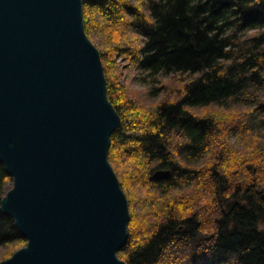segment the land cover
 <instances>
[{"label":"trees","instance_id":"trees-1","mask_svg":"<svg viewBox=\"0 0 264 264\" xmlns=\"http://www.w3.org/2000/svg\"><path fill=\"white\" fill-rule=\"evenodd\" d=\"M82 4L120 118L108 151L130 213L118 258L264 264V0ZM126 69L166 78L153 109L123 83ZM11 182L0 165V200ZM24 245L0 212V249Z\"/></svg>","mask_w":264,"mask_h":264},{"label":"water","instance_id":"water-1","mask_svg":"<svg viewBox=\"0 0 264 264\" xmlns=\"http://www.w3.org/2000/svg\"><path fill=\"white\" fill-rule=\"evenodd\" d=\"M119 125L82 0H0V212L26 241L0 264H126L129 206L108 161Z\"/></svg>","mask_w":264,"mask_h":264},{"label":"rangeland","instance_id":"rangeland-1","mask_svg":"<svg viewBox=\"0 0 264 264\" xmlns=\"http://www.w3.org/2000/svg\"><path fill=\"white\" fill-rule=\"evenodd\" d=\"M130 1L134 5H136L138 3V0H130ZM252 33H254V32H252V31L247 32L248 35H250ZM88 39L92 42V44L94 46L99 44V38L96 36H94L93 39H90L88 37ZM118 63L122 64V61L118 60ZM165 79L166 78H164L161 74L157 75L155 77H148V76H146L140 72H135L132 69H126L122 73L123 83L128 86L130 92L134 95V97L136 99H138L147 109H150V110L153 109L155 104L158 102V99L160 98L161 94L159 91H157V89L160 87L161 84H163V82H165ZM246 109H248V107L242 106L240 108V110H246ZM259 135L262 136L263 132ZM235 141H236L235 137L232 136L230 138V143L236 145L237 148H240L237 144L238 142H235ZM112 169L115 172L114 167H112ZM115 174L118 177L116 172H115ZM123 192L125 195L127 194V192H125L124 190H123ZM18 250H16V251H18ZM16 251H13L12 254H14ZM9 257H10V255H8V249H0V262L9 258Z\"/></svg>","mask_w":264,"mask_h":264},{"label":"bare ground","instance_id":"bare-ground-1","mask_svg":"<svg viewBox=\"0 0 264 264\" xmlns=\"http://www.w3.org/2000/svg\"><path fill=\"white\" fill-rule=\"evenodd\" d=\"M117 178H118V177H117ZM118 180H119V179H118ZM119 182H120V181H119ZM10 187H11V186H10ZM9 189H10V188H9ZM9 189H8V190H9ZM128 206H129V205H128ZM129 214H130V213H129ZM129 216H130V215H129ZM129 219H130V218H129ZM127 229H128V227H127ZM17 231H18V230H17ZM18 233H19V232H18ZM20 237H21V236H20ZM23 240H24V239H23ZM24 241H25V240H24ZM25 245H26V241H25ZM25 245H24L22 248H24ZM11 256H12V255H11ZM11 256H10V257H11ZM10 257H9V258H10ZM9 258H7V259H9ZM117 258H118V256H117ZM7 259H5V260H7ZM118 259H119V258H118ZM5 260H3V261H5ZM119 260H120V259H119ZM3 261H1V262H3ZM120 261H121V260H120Z\"/></svg>","mask_w":264,"mask_h":264}]
</instances>
